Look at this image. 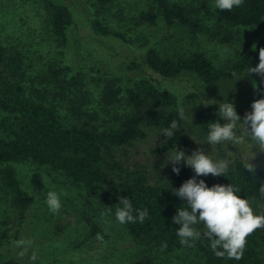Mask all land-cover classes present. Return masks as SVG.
<instances>
[{
    "label": "rangeland",
    "instance_id": "374dc122",
    "mask_svg": "<svg viewBox=\"0 0 264 264\" xmlns=\"http://www.w3.org/2000/svg\"><path fill=\"white\" fill-rule=\"evenodd\" d=\"M41 1L0 0V38L4 44H13L24 54L27 92L40 87L47 99H59L54 95L58 84L51 83L47 73L50 65L68 67L62 69V78L78 75L87 91L86 111L92 115L88 124L98 131L118 127L119 121L113 116L127 111L123 107H111L100 102L104 81L112 80L125 88L145 74H152L158 78L157 85L161 89L178 93L182 100L188 94H198L190 85L198 87L201 81L197 76L190 75L189 83L185 79H163L148 69L144 61L145 49L154 47L166 55L201 51L215 67L221 68L240 55V44L249 37L248 28H232L234 39L230 43L220 44L209 38L207 28L217 25L213 0H169L183 6L191 21L199 23L200 30L194 35L188 27L177 22L168 23L164 15L160 17L162 22L156 25L148 22L145 15L155 12V0H113L105 6H100L96 0H57L68 5L74 15L67 44L62 46L58 40H53L46 15L39 10ZM94 19H99L110 31L123 38L100 35L92 28ZM254 29L264 36V24ZM133 62H138V65ZM41 77L43 81H40ZM256 83L253 74L244 71L233 79H222L212 86L202 84L201 90L215 96V99L205 100L199 96L183 105L180 111L186 144H175L172 150L160 154L153 152L165 140L161 133L165 128L148 122L141 124L145 137L129 144L103 148L102 166L109 174L110 182L143 173L151 184L167 183L173 167L168 160L175 148L183 150L185 156L201 149L213 161H227L228 168H232L237 160L246 163L254 156L251 161L254 166L264 169V153L259 152L242 122H238L235 130L237 136L243 137L241 143L209 145L206 143L208 133L198 129L195 115L191 112V109L199 110L207 105L219 107L225 100L234 105H244L249 98V89ZM234 107L241 121L245 113L251 111V107ZM58 109L64 116L63 101ZM2 118L12 121L11 115L0 110V120ZM81 121H87V118ZM12 166L20 187L33 196V202L22 225L10 223L7 192L0 182V260L14 257L22 264H131L137 258L151 255L159 264H202L200 254L194 249L181 246L172 253H163L156 246L133 237L111 213L101 218V213L107 210L63 173L27 161L13 163ZM48 191L68 194L61 195L62 208L57 214L50 213L45 204ZM240 198L249 201L254 214L264 212V202ZM93 224L100 228L99 233H92ZM197 227L203 228V224ZM20 238L32 241L28 254L23 258L18 255L21 249L13 246L14 241ZM33 252L37 255L34 262L30 260Z\"/></svg>",
    "mask_w": 264,
    "mask_h": 264
},
{
    "label": "trees",
    "instance_id": "16d2710c",
    "mask_svg": "<svg viewBox=\"0 0 264 264\" xmlns=\"http://www.w3.org/2000/svg\"><path fill=\"white\" fill-rule=\"evenodd\" d=\"M113 0H96L105 6ZM155 12H148L145 18L151 24L162 22L164 15L168 23L177 22L188 27L191 35L200 30L199 23L191 21L183 6L169 0H155ZM39 10L46 15L53 40L62 46L67 44L69 27L74 23V15L68 5L57 0H42ZM217 25L207 28L209 38L220 44L230 43L234 39L232 28H248L249 37L240 44L241 53L232 62L218 68L206 54L201 51L190 53H173L166 55L154 47L145 49L144 61L148 69L163 79H185L190 83V75L197 76L201 83L196 87L190 85L198 94H188L185 100L176 92L161 89L158 78L145 74L140 80L123 88L112 80L103 82L100 102L115 107H123L126 113L115 114L113 119L119 121L118 127L98 131L88 123L92 120L91 113L86 111L87 91L80 82L78 75L61 77L62 69L50 65L47 73L54 85L57 97L47 99L42 95L40 87L31 92L25 88V70L23 69L24 54L13 44H4L0 38V110L11 115L12 121L0 120V182L7 192V208L10 223L22 225L26 211L33 202V196L20 187L15 169L16 162H32L46 165L63 173L76 185L82 186L86 192L95 197L103 209H111L115 218V210L120 197L129 198L134 209H147L148 217L143 223H128L123 226L129 233L144 240L163 253H172L180 248L176 230L180 227L172 222L176 210L183 207V201L173 194L181 184L194 177V171L183 162L176 165L179 175L173 173L165 184H151L143 173H134L110 182L109 174L102 166V150L110 145L129 144L132 140L145 137L141 127L148 122L162 128H168L172 121L178 124V130L172 138L165 140L153 152L156 154L172 150L175 144H186L183 135L181 111L191 99L201 97L205 100L215 96L205 94L201 85H215L222 79H233L249 67L259 63L258 53L264 48V36L254 29L264 24V0H244L243 4L232 11L215 10ZM92 28L104 37L110 35L123 38L120 34L110 31L99 19H94ZM138 65V62H133ZM237 72V73H235ZM257 81L249 89V98L241 107H251L254 100L264 99V80L252 73ZM44 78H40L43 81ZM57 83V84H55ZM63 101L64 116L58 107ZM221 103V102H220ZM217 105H207L191 112L195 115V124L201 132L208 133L212 122L223 124L219 117ZM84 117L87 121H81ZM242 161H235L228 168L225 176H196L197 182L204 180L208 187L215 184L234 185L239 191L238 196L264 202V195L259 188L264 184V169L257 166L255 173L244 168ZM134 214H136L134 212ZM260 215H264L262 212ZM100 232V228L92 225V233ZM243 258L239 261L218 258L210 248V241L201 237L195 241L194 249L202 259V264H264V229L256 230L248 236ZM162 249V245H165ZM0 264H22L14 257H5ZM131 264H159L151 255L135 259Z\"/></svg>",
    "mask_w": 264,
    "mask_h": 264
},
{
    "label": "clouds",
    "instance_id": "9594fccd",
    "mask_svg": "<svg viewBox=\"0 0 264 264\" xmlns=\"http://www.w3.org/2000/svg\"><path fill=\"white\" fill-rule=\"evenodd\" d=\"M244 0H213L212 7L219 11H232L243 4ZM259 63L255 67L248 68V74L255 73L264 80V48L259 49ZM219 117L226 122H212L209 126L206 143L215 145L230 142L233 145L242 142L243 137L237 136L236 128L238 122H242L245 132L258 146L259 152L264 153V99L254 100L251 104V111L246 112L243 120L237 115L234 104L225 100L219 104ZM178 130L176 121H172L168 128L162 129L161 133L172 138ZM254 156L252 157V159ZM252 159L244 164V168L255 173ZM173 167V173L179 175L180 169L176 165L183 162L191 168L195 176L184 181L173 194L183 201V207L176 210L172 222L180 225L176 230L179 243L185 247H194L195 241L201 237L210 241V248L218 258L237 260L243 258L247 244V237L258 229H264V215H256L248 200L237 195L239 191L234 185L215 184L208 187L204 180L197 182L196 176H225L228 171L227 161H213L203 150L198 149L190 156H185L183 150L175 148L171 159L168 160ZM264 195V184L259 188ZM61 195L67 196V192L57 193L48 191L45 204L52 214L59 213L62 208ZM134 212L136 214H134ZM111 209L101 213V218L109 216ZM148 217V210L134 209L129 198L120 197L115 210V219L121 224L143 223ZM107 222V221H105ZM203 224V228L198 225ZM98 239L102 237L98 236ZM14 248L21 249L18 253L23 258L28 254L32 241L20 238L14 241ZM166 247L162 245V249ZM37 255L33 252L31 261H35Z\"/></svg>",
    "mask_w": 264,
    "mask_h": 264
}]
</instances>
